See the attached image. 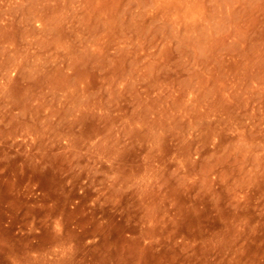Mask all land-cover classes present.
Masks as SVG:
<instances>
[{"label":"rangeland","instance_id":"rangeland-1","mask_svg":"<svg viewBox=\"0 0 264 264\" xmlns=\"http://www.w3.org/2000/svg\"><path fill=\"white\" fill-rule=\"evenodd\" d=\"M0 264H264V0H0Z\"/></svg>","mask_w":264,"mask_h":264}]
</instances>
